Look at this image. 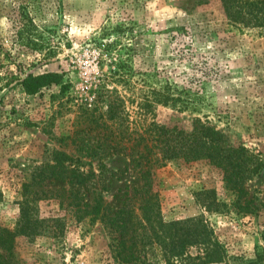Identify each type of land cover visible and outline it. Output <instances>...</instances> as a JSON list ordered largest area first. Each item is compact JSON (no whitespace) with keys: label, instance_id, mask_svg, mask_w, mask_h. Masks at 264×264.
<instances>
[{"label":"rangeland","instance_id":"1","mask_svg":"<svg viewBox=\"0 0 264 264\" xmlns=\"http://www.w3.org/2000/svg\"><path fill=\"white\" fill-rule=\"evenodd\" d=\"M46 73L63 75L66 92L52 85L26 95L20 79ZM113 89L131 121L139 122L143 97L162 90L175 104H155L148 121L190 130L201 119L258 156L262 169L246 183L253 214L202 207L207 197L199 193L225 204L233 198L221 173L204 163L171 161L156 178L164 221L203 217L226 262L264 264V34L228 24L220 0H0V228L14 231L24 185L53 151L81 158L96 176L80 187L40 186L49 193L112 203L117 192L140 185L123 155L107 152L100 165L85 155L98 147L92 135L80 145L68 138L75 105L89 96L107 102ZM31 213L44 232L16 236L11 252L0 250L5 264H114L101 223L78 221L58 199L37 201Z\"/></svg>","mask_w":264,"mask_h":264},{"label":"trees","instance_id":"2","mask_svg":"<svg viewBox=\"0 0 264 264\" xmlns=\"http://www.w3.org/2000/svg\"><path fill=\"white\" fill-rule=\"evenodd\" d=\"M220 3L228 24L241 30L256 27L264 34V0H220ZM62 78L63 75L56 73L27 74L20 79V85L26 95H36L52 85L60 86L64 94L67 85L62 83ZM106 93L110 96L107 102L89 96L75 105L74 129L68 138L80 145L84 136L92 135L98 147L85 155L99 163L109 155L107 152L123 155L140 185L117 192L112 203L102 195L93 196L89 202L77 193H49L40 186L59 181L80 187L96 176L94 171L86 169L81 158L53 151L50 161L38 167L30 182L24 185V200L14 231L0 228V250L11 252L12 242L18 235L33 237L44 232V222L36 219L31 211L37 201L47 198L58 199L60 206H66L78 221L88 218L91 223H101L110 238L114 264H231L226 262L223 248L203 217L164 221L156 171L171 161L209 165L221 173L224 188L233 198L225 204L215 200L212 192L199 193L207 197L202 207L218 212L229 206L237 214L247 215L255 213L257 206L249 198L246 183L261 171V160L242 146L230 145L226 135L207 121L194 119L190 130L177 124L148 121L155 104L167 106L170 100L175 104L176 99L164 94L165 91L159 90L152 99L146 95L136 105L139 122L131 121L117 89ZM191 249L198 253L192 256ZM8 258L0 254V264H5ZM235 264H261V260L241 259Z\"/></svg>","mask_w":264,"mask_h":264}]
</instances>
